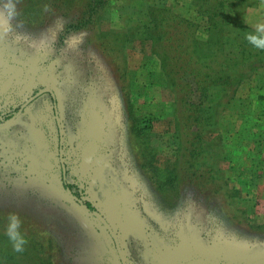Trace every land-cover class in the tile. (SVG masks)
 <instances>
[{"label": "rangeland", "instance_id": "1", "mask_svg": "<svg viewBox=\"0 0 264 264\" xmlns=\"http://www.w3.org/2000/svg\"><path fill=\"white\" fill-rule=\"evenodd\" d=\"M90 3L0 31V264H264V0Z\"/></svg>", "mask_w": 264, "mask_h": 264}, {"label": "clouds", "instance_id": "2", "mask_svg": "<svg viewBox=\"0 0 264 264\" xmlns=\"http://www.w3.org/2000/svg\"><path fill=\"white\" fill-rule=\"evenodd\" d=\"M3 11L0 12V31L11 33L14 30V25L11 23L13 18L18 15L16 8V0H0ZM9 223L7 226V235L14 242V247L21 250V245L25 243L20 231V218L17 214L11 213L8 217Z\"/></svg>", "mask_w": 264, "mask_h": 264}, {"label": "trees", "instance_id": "3", "mask_svg": "<svg viewBox=\"0 0 264 264\" xmlns=\"http://www.w3.org/2000/svg\"><path fill=\"white\" fill-rule=\"evenodd\" d=\"M103 0H91L89 7L91 11H96L98 10L100 7H97ZM99 3V4H98ZM196 81L199 83V89L203 90L201 91L202 94H205V90H206V82L203 83L201 77H198V79H196ZM55 101V100H54ZM11 115V114H10ZM64 179V186L66 187V189H68L70 192H72V194L75 195L76 199L79 200L80 202H82L90 211L95 212L96 207L89 202L88 200L83 199V197L78 193L77 190H73L74 187H76L73 183H70L66 180L65 176L63 177Z\"/></svg>", "mask_w": 264, "mask_h": 264}, {"label": "water", "instance_id": "4", "mask_svg": "<svg viewBox=\"0 0 264 264\" xmlns=\"http://www.w3.org/2000/svg\"><path fill=\"white\" fill-rule=\"evenodd\" d=\"M46 90H49L48 88H45V89H43V90H41V91H46ZM33 98V96L32 97H30V99H28V101H27V103L29 102V101H31V99ZM64 166V165H63ZM95 213V215H97V217L102 221V223L111 231V233H112V235L114 236V238H115V240H116V242H117V246H118V249H119V252H121V249H120V245H119V242H118V238H117V236H116V233L112 230V228H111V226H110V224L108 223V221L105 219V217L102 215V214H100L99 212H97V211H95L94 212ZM123 263H125L124 262V260H123Z\"/></svg>", "mask_w": 264, "mask_h": 264}]
</instances>
